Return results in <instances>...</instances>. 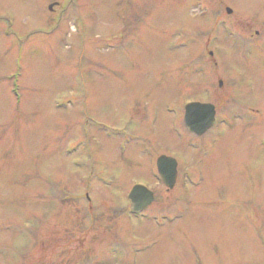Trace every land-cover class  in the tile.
I'll use <instances>...</instances> for the list:
<instances>
[{
  "label": "rangeland",
  "instance_id": "374dc122",
  "mask_svg": "<svg viewBox=\"0 0 264 264\" xmlns=\"http://www.w3.org/2000/svg\"><path fill=\"white\" fill-rule=\"evenodd\" d=\"M263 144L264 0H0V264H264Z\"/></svg>",
  "mask_w": 264,
  "mask_h": 264
},
{
  "label": "water",
  "instance_id": "95a60500",
  "mask_svg": "<svg viewBox=\"0 0 264 264\" xmlns=\"http://www.w3.org/2000/svg\"><path fill=\"white\" fill-rule=\"evenodd\" d=\"M52 6L49 8L51 9ZM227 13L230 14L231 10L227 9ZM214 117L213 105L190 103L185 107L184 124L189 131L202 135L212 126ZM156 166L164 185L172 189L177 176L176 160L171 157L160 156L156 161ZM128 199L132 212L137 214L153 202L154 196L147 188L138 185L131 190Z\"/></svg>",
  "mask_w": 264,
  "mask_h": 264
}]
</instances>
